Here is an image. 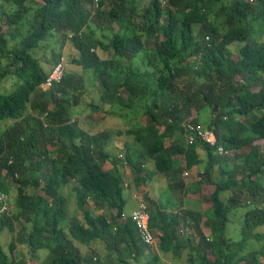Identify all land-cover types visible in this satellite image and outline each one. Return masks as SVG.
Instances as JSON below:
<instances>
[{
    "label": "trees",
    "instance_id": "obj_1",
    "mask_svg": "<svg viewBox=\"0 0 264 264\" xmlns=\"http://www.w3.org/2000/svg\"><path fill=\"white\" fill-rule=\"evenodd\" d=\"M93 1L0 0V124L10 120L0 126V193L7 196L0 230L21 225L8 252L0 246V264H28L26 257L36 259L38 250L51 254L48 264H161V254L180 256L186 249L185 264H263L264 245L245 249L250 240L264 239V38L252 37L254 25H264V0H165V6L150 0L143 7L140 0H98L96 7ZM51 37L61 48L70 43L69 63L82 72L66 70L59 84L42 91L47 70L36 53ZM55 52L54 46V60L61 50ZM85 72L108 114L143 111V122L115 132L133 139L117 153L105 150L108 133L90 135L72 117L83 99ZM205 107L216 145L199 138L187 144L182 125L199 124ZM217 146L232 153L219 154ZM154 166L173 176L202 168L199 177L213 187L207 196L200 179L174 186L208 202L207 236L200 214L173 212L169 196L165 202L149 196ZM2 178L16 186L14 208ZM70 183L82 220L68 210L62 190ZM130 183L137 186L132 195ZM125 192L132 199L142 193L155 248L142 242L124 212ZM240 209L241 234L233 240L225 229ZM187 218L194 235L181 232ZM17 243L25 254L15 255ZM97 244L103 249L92 255Z\"/></svg>",
    "mask_w": 264,
    "mask_h": 264
},
{
    "label": "rangeland",
    "instance_id": "obj_2",
    "mask_svg": "<svg viewBox=\"0 0 264 264\" xmlns=\"http://www.w3.org/2000/svg\"><path fill=\"white\" fill-rule=\"evenodd\" d=\"M150 0H140V6H146L149 3ZM229 0H226L228 2ZM107 8V7H106ZM212 17V16H211ZM210 17V18H211ZM99 33V32H97ZM253 39L260 40L264 38V25L262 24H255L254 25V35L252 36ZM42 48L38 50L36 53L43 61L45 69L48 70L52 63L54 62V58L52 57V48L55 46L56 52L57 50H61V53H63L66 57L67 61V70H72L75 73L82 72L80 67L73 66L69 63L71 54L73 53L72 48L70 46V43H64L62 48L60 47V42L57 44L56 38L51 37L46 39L42 42ZM238 45L234 44L230 46V48L233 49L234 52H236ZM99 54L101 56H105V54L100 50ZM73 55V54H72ZM69 68V69H68ZM84 95L81 104L74 108L72 112L73 119H76L79 121L80 126L90 135H98L99 133L106 132L109 134L108 142L105 144V150H107L109 153H117V151L121 150L123 148V145L126 142L130 143L133 139L132 137H129L127 135H117L115 132L118 130H121L124 132L128 128V124L132 123L133 126L138 125L137 121H144L143 118V111L142 109L136 108L135 110H118L113 109L116 114L120 115H110L108 114L107 108L103 106L101 103H98V86L96 85V82L90 77V74L88 72L84 73ZM97 86V87H96ZM95 103L96 105L102 106L103 109L100 111H93L92 108L88 105L89 103ZM209 108L205 107L199 110L198 113V120L199 124L203 127L206 126L207 121L209 120ZM8 123H10V120L0 124L1 127H5ZM159 129L162 130V127ZM180 135V131H176L174 136H172V139L177 138ZM171 139H167L166 143L169 145L171 142ZM261 148L263 147V140H259L256 142ZM133 147H139V144L137 142H133ZM240 153L246 155L247 149L244 148L242 151L240 150ZM182 165L183 163L180 162L178 165ZM150 168L153 167V162H150L147 164ZM177 164H175L176 168ZM103 167L105 169H108L111 167V164L108 162H104ZM184 167V166H182ZM155 169V166H154ZM202 168L200 166H195L194 169H190L187 172V175H183L184 168L182 169L181 175L173 176L170 174H160L155 169L156 176H153L152 183L150 184L151 193H149V196L153 199H158L161 202H165L166 200L170 201L168 202V208L172 211H185L187 208H191L193 212H196L200 214L202 217L200 219V225L204 229L206 228L204 225L205 220V211L209 208V204L206 200H203V198L198 194H191L187 192L180 191L179 188L175 187V182H177L179 179L183 180L186 185H190L195 179H202L198 175V171H200ZM154 174V175H155ZM3 184L5 186V190H7L9 198H10V204L14 208V200L16 195V186L2 178ZM202 186L201 191L203 194L207 196V194L212 190V186L209 185L206 181L201 180ZM131 182V179H130ZM65 194L68 195V210L70 213L76 215L79 220H82V213L78 210L76 205V195L75 192L72 191V183L68 184L66 187L62 190ZM201 193V194H202ZM229 195V192L223 193L221 196L222 198H226ZM124 196L128 197V205L125 207V211H129L132 208H135L137 206L136 199H132L129 197L128 193L125 192ZM169 196V197H168ZM241 200H244V197L240 198ZM88 209L93 208V202L89 201L86 205ZM107 210V209H105ZM244 209L237 210L235 212H232L230 215V221L226 226L225 234L227 237H231L233 240H238L240 238V230H241V211ZM109 211V210H108ZM96 213H100L99 211H96ZM210 213V211L208 212ZM21 228V225L16 224L15 225V231L9 232L6 229L0 230V246L8 252L9 243L11 240L17 236V231H19ZM31 225L26 224L25 232L28 233L30 231ZM261 230V229H259ZM204 231H208L205 229ZM263 231V230H262ZM25 233V234H26ZM262 245H264V239L260 241L256 240H250L247 244V247L245 251H251L259 249ZM156 245H153L152 247L155 248ZM99 247V248H98ZM102 245H95L93 250H91L92 255L96 253L97 250L100 251ZM84 248V246H82ZM96 249V250H95ZM103 249V247H102ZM155 250V249H154ZM27 252V248L25 245L17 243L16 249L14 250L15 255L19 256L20 254H25ZM47 251L44 250H38L36 252V259H30L28 256L26 257L28 264H48L51 259V254L46 253ZM188 250H184L180 256H173L171 254H161V264H185L186 263V256H187ZM122 251L119 250V254H121ZM83 254L89 255V252L83 250ZM99 255V254H98ZM101 257V255H100ZM102 264H108L105 261H102ZM261 262L264 264V258L261 259Z\"/></svg>",
    "mask_w": 264,
    "mask_h": 264
},
{
    "label": "built area",
    "instance_id": "obj_3",
    "mask_svg": "<svg viewBox=\"0 0 264 264\" xmlns=\"http://www.w3.org/2000/svg\"><path fill=\"white\" fill-rule=\"evenodd\" d=\"M97 0H94V6H97ZM161 4H165V0H160ZM65 63L63 57H60L58 61L53 65L51 70L45 79L38 85L40 90H48L54 84L59 83L64 75ZM186 130L190 133L188 142L191 143L195 138H199L202 142L208 143L210 145L216 144V137L212 128H202L200 126H194L192 124L185 125ZM219 154H230L229 150L223 149L221 146L218 148ZM187 174L186 172L184 173ZM137 199V206L130 212L129 216L136 222L137 230L141 235V240L144 244L148 246H153L157 244V237L154 232L149 227V212L147 205L143 202L142 196L134 194ZM7 208V196L0 193V211H4ZM121 218H127L125 213L121 214ZM191 223L187 220L186 224L181 228L183 234L191 233ZM209 231H205L204 234L207 236Z\"/></svg>",
    "mask_w": 264,
    "mask_h": 264
},
{
    "label": "clouds",
    "instance_id": "obj_4",
    "mask_svg": "<svg viewBox=\"0 0 264 264\" xmlns=\"http://www.w3.org/2000/svg\"><path fill=\"white\" fill-rule=\"evenodd\" d=\"M98 1V0H97ZM160 1V0H159ZM93 3H94V1H93ZM98 3V2H97ZM161 3V2H160ZM165 4H166V1H165ZM165 4L163 5V6H165ZM162 5V4H161ZM95 7V6H94ZM60 57H63V59H64V63H65V71L67 70V61H66V57H65V55L63 54V53H61L58 57H57V59H55L54 60V62L52 63V65H51V67L47 70V75H48V73H49V71L51 70V68L53 67V65L58 61V59L60 58ZM65 71H64V74H65ZM46 75V76H47ZM64 76V75H63ZM45 79V78H44ZM63 79V78H62ZM43 81V80H42ZM41 81V82H42ZM62 81V80H61ZM60 81V82H61ZM40 82V83H41ZM59 82V83H60ZM39 83V84H40ZM59 83H57V84H59ZM54 85H56V84H54ZM43 91V90H42ZM44 91H47V90H44ZM197 123V122H196ZM192 125H194V124H192ZM183 126V130H184V133H183V135H184V140H185V142L187 143V144H191V143H194V141L196 140V139H198V138H195L191 143H189L188 142V138H189V135H190V133L186 130V127H185V124H183L182 125ZM194 126H200V127H202V128H212L213 129V126H205V127H203V126H201L200 124H196V125H194ZM214 131V130H213ZM214 134H215V132H214ZM215 137H216V134H215ZM216 142H217V138H216ZM205 143V142H204ZM206 144H208V143H206ZM210 145V144H209ZM216 145V144H215ZM215 145H211V146H215ZM219 146H217V148H218ZM222 147V146H221ZM223 148V147H222ZM224 149V148H223ZM229 150V149H228ZM230 151V150H229ZM217 152H218V149H217ZM231 153H232V151H230ZM230 153V154H231ZM187 173L188 172V170H184V172L182 173L183 175H185L184 173ZM187 175V174H186ZM141 195H142V193H140ZM139 194V195H140ZM136 199V198H135ZM136 201H137V199H136ZM136 204H137V202H136ZM174 212V211H173ZM175 212H177V213H183V211H175ZM130 214V213H129ZM189 221L190 223H191V233H193V235H194V229L192 228V222H191V220L189 219V218H187L186 219V221ZM186 221H185V224H186ZM206 229V228H205ZM204 229V230H205ZM203 230V231H204ZM209 231V230H208ZM205 232V231H204ZM191 233H188L187 235H191ZM156 234V233H155ZM157 245V244H156ZM148 246V245H147Z\"/></svg>",
    "mask_w": 264,
    "mask_h": 264
},
{
    "label": "crops",
    "instance_id": "obj_5",
    "mask_svg": "<svg viewBox=\"0 0 264 264\" xmlns=\"http://www.w3.org/2000/svg\"><path fill=\"white\" fill-rule=\"evenodd\" d=\"M183 140H184V136H183ZM185 141V140H184ZM106 162H108L109 164H111L108 160L106 161ZM150 163V162H149ZM150 168V167H149ZM195 168V167H194ZM193 168V169H194ZM128 174H129V177L128 178H130L131 179V183L133 184L134 183V174H130V172H129V170L128 171H126ZM156 176V175H155ZM153 180V179H152ZM131 183H130V186H129V189H128V193H130L131 195H132V193L134 192V191H136L137 189V186H134V185H131ZM148 190H149V193H151V188H150V186L149 187H146ZM131 198V197H130ZM128 205V204H127ZM126 205V206H127ZM134 208H132V209H130L129 211H124V212H127V213H130L132 210H133ZM189 209H191V208H189Z\"/></svg>",
    "mask_w": 264,
    "mask_h": 264
}]
</instances>
